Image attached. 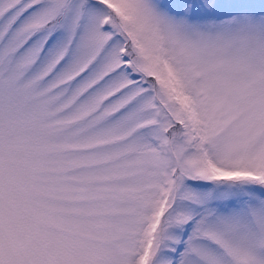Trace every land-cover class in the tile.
Returning <instances> with one entry per match:
<instances>
[{
  "label": "snow or ice",
  "instance_id": "snow-or-ice-1",
  "mask_svg": "<svg viewBox=\"0 0 264 264\" xmlns=\"http://www.w3.org/2000/svg\"><path fill=\"white\" fill-rule=\"evenodd\" d=\"M0 264H264V0H0Z\"/></svg>",
  "mask_w": 264,
  "mask_h": 264
}]
</instances>
